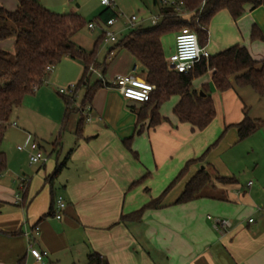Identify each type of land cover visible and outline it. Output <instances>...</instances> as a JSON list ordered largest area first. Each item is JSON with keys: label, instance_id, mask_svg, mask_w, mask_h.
Segmentation results:
<instances>
[{"label": "crops", "instance_id": "0c3cea01", "mask_svg": "<svg viewBox=\"0 0 264 264\" xmlns=\"http://www.w3.org/2000/svg\"><path fill=\"white\" fill-rule=\"evenodd\" d=\"M154 4L159 6L157 16L140 14V27H156L166 17L163 12L166 8L157 0ZM0 7L14 11L18 3L0 0ZM106 9L99 12L96 20ZM245 9V14L236 21L226 10L217 13L208 27L205 49L212 57L233 46H243L257 66H262L264 6L253 9L248 5ZM154 17L161 18L156 26L151 23ZM124 23L120 22L115 29L120 32L119 41L131 32L124 29ZM255 27L259 32L253 39ZM178 33L162 38L168 62L174 54ZM74 42L91 52L96 41L90 50ZM115 45L103 43L99 48L97 59L101 66H106L105 78L112 80L134 69L144 78L141 66L127 50L116 49L109 59ZM0 50L15 52V39L1 41ZM83 72L82 62L63 59L49 73L46 88L39 89L30 97L29 104L22 105L13 115L15 134H20L24 141H38L48 161L29 165L35 167L29 174L22 172L25 180L21 184L27 183L22 197L16 183L6 181L7 172L0 179V264H37L29 252L26 232H31L35 248L47 253L46 262L50 264H62V259L71 254L88 258L93 252L109 264H264V183H255L245 176L242 181L245 186H241L240 178L235 176L237 158L233 155L242 142L237 126L245 114L250 118L241 96L250 87H238L230 79L232 88L221 92L214 84L212 71L195 78L193 88L197 92L208 91L216 112L212 123L202 132L193 131L191 125L181 123L174 114L179 96L161 106L159 114L163 122L150 127L149 116L139 124L133 110L139 111L145 105L127 101L116 89L104 87L96 89L90 121L79 130L80 117L72 123L75 113L63 128L66 106L58 93L59 86L76 85ZM98 79V74H94L92 84ZM83 98L81 91L77 107ZM35 116L42 119L43 125L35 126ZM44 128L48 129V135ZM9 138L6 133L4 143ZM43 140L52 141L49 154L44 150ZM24 146V151H19V146L17 150L27 152L28 159L29 143ZM212 146L203 164L189 165ZM60 164H64L60 173L52 177ZM187 166L186 174L177 181ZM201 170L211 177L201 197L176 205L188 183ZM252 177L259 179L255 172ZM218 178H235L238 183L222 184ZM171 185L159 208L147 210L141 222H121L123 215H131L158 200ZM57 196L64 197L67 203L61 220L54 217ZM209 216L228 220L232 226L219 233Z\"/></svg>", "mask_w": 264, "mask_h": 264}, {"label": "trees", "instance_id": "16d2710c", "mask_svg": "<svg viewBox=\"0 0 264 264\" xmlns=\"http://www.w3.org/2000/svg\"><path fill=\"white\" fill-rule=\"evenodd\" d=\"M18 7L14 11L0 7V42L15 39L14 54L0 50V179L8 170V160L2 146L6 133L11 126L13 115L19 109L26 96L34 95L46 82L49 72L47 67H57L65 58L82 62L84 72L80 81L76 84L77 94L84 91V98L77 107V95L67 98L62 95L66 110L63 118V128L68 124L73 114H78L79 130L87 121L82 110L92 105L96 89L102 88L101 81L92 84L93 74L90 68L101 70L105 75V67L98 63V52L104 43V34L96 40L91 52H86L78 47L73 38L89 24L106 23L115 17L114 12L107 8L103 14L92 23H86L76 14H55L44 8L39 0H16ZM184 3L183 8L190 13V17H177L173 9L166 8L164 20L156 27L143 28L129 32L110 51L116 49L127 50L141 66L145 74V80L156 87L150 101L144 103L145 107L137 113L139 124L149 116V126L155 127L163 118L159 111L161 106L173 96H179L180 102L174 108V114L179 121L191 125L193 131H204L216 116L211 95L206 90L197 92L193 88L195 78L213 72V81L221 92L232 88L230 79H234L238 87H250L257 94H264V65L257 68V62L253 60L247 48L233 46L226 51L202 60L193 73L185 75L171 70L164 56L162 38L168 34L180 32L184 28L196 33L200 46L205 48L208 44V27L213 17L223 11H228L236 21L246 12V6L253 9L264 6L263 0H178ZM191 22H193L191 24ZM255 27L252 33L253 39L257 38ZM259 32V31H258ZM109 53V54H110ZM76 106V107H75ZM264 127L261 120H252L247 114L237 126L240 141H243ZM63 132V131H62ZM127 141L126 143H128ZM217 145V144H216ZM215 145V146H216ZM210 147L198 160L190 164H203L212 151ZM64 164H60L54 170L52 177H56ZM187 168L180 174L181 179L187 172ZM175 181V182H177ZM222 184L235 185V178H218ZM211 182V177L201 170L188 183L186 189L176 205L193 202L201 197L203 189ZM166 192L155 201L144 206L141 210L122 216L121 222H141L143 214L147 210L158 209ZM86 264H109L98 253H91Z\"/></svg>", "mask_w": 264, "mask_h": 264}, {"label": "rangeland", "instance_id": "374dc122", "mask_svg": "<svg viewBox=\"0 0 264 264\" xmlns=\"http://www.w3.org/2000/svg\"><path fill=\"white\" fill-rule=\"evenodd\" d=\"M15 1V0H13ZM116 6V10L124 13L126 16L132 17L133 15L137 17H142L143 14L145 17H151L152 15H156L159 10V6L154 4V0H113ZM168 2H174L177 0H167ZM41 5L46 8L47 10L59 14H70L75 12L78 14L82 20L86 23L94 22L99 14V12L104 9L101 6L99 0H40ZM157 16V15H156ZM190 17V15L188 16ZM193 22H191L192 24ZM100 27H96L95 30H89L88 27L81 30L77 33L73 40L80 46L87 48L88 50L91 49L93 43L98 39L100 36ZM169 37V36H168ZM102 47V45H101ZM100 47V48H101ZM106 50H104L105 53ZM14 54V52L12 53ZM61 64L60 67H62ZM65 67V66H63ZM258 69H261L262 66H257ZM54 69L51 71L53 72ZM50 72V74H51ZM95 79V78H94ZM97 80V79H96ZM47 81V80H46ZM44 85L40 88H46ZM60 88H67L66 85H60ZM245 92L242 93L241 96L245 99V102L249 109V116L254 120H261L264 122V94L259 95L254 92L251 88L245 89ZM33 95L26 96L23 104H29V99ZM20 111V110H19ZM18 113V112H17ZM20 113V112H19ZM77 115H73L72 123L74 122L75 118H78ZM12 122V121H11ZM35 126L39 127L43 125L42 119L39 117H34ZM11 126L8 129V134L10 135L9 141L3 143L2 149L7 155L8 160V170L5 175V179L9 184L16 183L17 192L20 193L19 196H23L22 191L18 190L21 182L25 180L22 176V172H29L31 169L35 167H30V162L27 152H19L17 150L18 146L27 145L28 141H24L23 137L20 134H15L16 128ZM73 124L70 125L67 136L69 137L70 130ZM44 127V126H43ZM47 127V126H45ZM46 134H49L48 129H45ZM46 153L51 152V147L49 142L52 141H41ZM233 155L236 156L237 162L235 164L236 170V177L240 178V185L245 186L243 184V178L245 176L250 177L248 180H252L255 183L261 184L264 183V128L256 132L254 135L250 136L249 138L240 142L237 147L235 148ZM55 158V157H54ZM53 158V159H54ZM12 168H15V172ZM255 174L259 177V179L253 178L252 174ZM247 182V181H246ZM24 184H27L26 182ZM13 185V184H12ZM8 185V186H12ZM20 189V188H19ZM87 262V257L83 256H73L72 254L69 255L68 258L62 259V264H85ZM46 264H50L47 263ZM53 264V263H52Z\"/></svg>", "mask_w": 264, "mask_h": 264}, {"label": "built area", "instance_id": "2783aa9c", "mask_svg": "<svg viewBox=\"0 0 264 264\" xmlns=\"http://www.w3.org/2000/svg\"><path fill=\"white\" fill-rule=\"evenodd\" d=\"M101 5L105 8H110L115 13V17L109 19L106 23L100 26L102 33L104 34V44L105 45H115L119 42L120 32L116 31V26L120 22L125 21L124 25L127 31H134L142 25L139 17L137 16H126L124 13L117 12L116 6L113 0H99ZM160 5L165 8L173 9L177 17H188L190 13L183 8L184 3L181 1L168 2L167 0H157ZM166 16V15H165ZM164 15L162 17H165ZM160 17H154L151 19L152 25L156 26L160 22ZM97 24H89V30H95ZM113 57V52L109 54V59ZM210 54L207 50L200 46L198 37L195 32L191 29L184 28L177 35L175 39V51L170 57L168 65L171 70L179 74H191L196 69L197 65L202 60H209ZM54 68L47 67L46 72H51ZM90 72L98 74V80L101 81L102 86L107 89H116L121 93V95L131 102H136L144 104L151 99V95L155 92L156 87L144 78L137 74V70L134 69L133 72L127 75H117L112 80H107L101 72L95 68H90ZM58 93L67 98H73L78 94L76 92V85H71L67 88H61ZM91 112V107L88 106L86 109L82 110L84 117L89 119V113ZM14 126L16 124L14 123ZM28 152H29V162L30 165H37L41 163H46L48 157L43 152L38 141H28ZM25 146H19V151H24ZM252 185V183H249ZM24 189V184H21V191ZM67 208V203L62 196H57L54 204V217L57 220H61L63 217V212ZM212 223L214 229L219 233H224L225 230L229 229L232 224L228 220L208 217ZM250 223L253 222L251 219ZM35 231H39V228H35ZM25 236L29 239V252L34 257L37 264H46L47 253L41 252L35 248L34 241L31 237V232H26Z\"/></svg>", "mask_w": 264, "mask_h": 264}]
</instances>
